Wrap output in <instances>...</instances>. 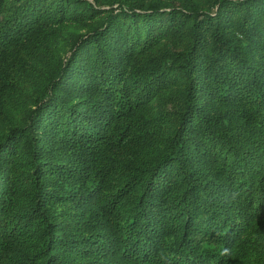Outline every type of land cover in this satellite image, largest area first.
<instances>
[{"label": "trees", "instance_id": "16d2710c", "mask_svg": "<svg viewBox=\"0 0 264 264\" xmlns=\"http://www.w3.org/2000/svg\"><path fill=\"white\" fill-rule=\"evenodd\" d=\"M0 264H264V0H0Z\"/></svg>", "mask_w": 264, "mask_h": 264}]
</instances>
